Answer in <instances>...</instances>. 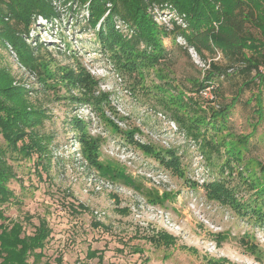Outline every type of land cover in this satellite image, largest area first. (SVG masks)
<instances>
[{"label":"rangeland","instance_id":"374dc122","mask_svg":"<svg viewBox=\"0 0 264 264\" xmlns=\"http://www.w3.org/2000/svg\"><path fill=\"white\" fill-rule=\"evenodd\" d=\"M86 14L81 8L51 23L38 18L30 26L28 41L40 42L38 62L51 70L81 65L89 71L98 83L95 94H108L100 107L71 101L68 96L78 94L77 89L69 93L58 82L44 89L37 74L19 64L7 44L0 45V67L28 90L37 89L27 96L32 105L48 112L38 131L50 135L49 161L44 160L43 169L35 163V154L7 149L0 135L4 159L15 173L7 184L13 196L0 204L4 223L19 221L30 234L45 220L51 232L39 264H58V258L62 264H264V223L211 199L204 187L206 182L223 180L237 200L252 196L246 180L264 161V81L255 79L243 86L237 97L242 83L252 76H241L237 64L228 71L231 76L220 79L215 92L210 89L203 95L206 87L193 91V81L203 77L206 63L203 66L191 48L188 53L179 49L182 38L171 37L162 38L169 49L168 61L156 66L167 77L160 79L155 68H144L141 78L133 77L118 71L104 55L94 29L87 27ZM153 14L170 29L166 9H154ZM115 27L127 32L123 26ZM255 46L261 50V45ZM253 50L246 48L245 53ZM214 60L225 62L221 54ZM167 79L170 82H164ZM155 84L172 94L185 90L209 117L237 97L224 127L201 126L202 139L213 140L214 148L187 135L174 121L158 99L166 92ZM256 96L261 98V115L254 111ZM73 117L82 119L87 135L98 142L97 164L86 159L79 131L69 121ZM143 144L161 154L174 149L181 174L162 165ZM161 229L175 236L173 244L146 238ZM88 250L101 253L102 259L87 257Z\"/></svg>","mask_w":264,"mask_h":264},{"label":"trees","instance_id":"16d2710c","mask_svg":"<svg viewBox=\"0 0 264 264\" xmlns=\"http://www.w3.org/2000/svg\"><path fill=\"white\" fill-rule=\"evenodd\" d=\"M57 1L58 4L53 0H0V45L5 47L7 44L16 54L19 64L37 74L38 82L46 87L44 89L49 88L51 84L55 87L56 82L69 93H72V89H77L78 94L68 96L71 101L100 107L102 102L107 101L108 94H95L97 80L81 65L75 68L59 66L51 70L46 64L38 62L35 53L41 44L36 40H33V44L28 39L30 26L38 18L51 23L54 19H62L65 13L75 15L81 8L86 9L85 22L88 28L94 29L104 55L111 59L118 71H124L133 77L138 75L141 78L144 68H155L159 78L165 79L167 76L156 67L169 59V49L163 45L162 38L180 37L184 44L183 48L181 46L179 49L188 53L187 50L191 48L203 66L206 63V68L201 69L203 77L193 81V86L196 87L193 91L199 92L201 88L209 87L215 92L220 79L231 76L228 71H234L233 65L237 64V72L241 76L252 74L242 83L237 97L243 86H248L255 79H258V83L264 81V0ZM154 9H166L171 14L168 20L170 29L165 23L154 19ZM115 26H123L127 32L119 31ZM256 44L261 45L260 51ZM249 47H253L256 52L246 54L245 49ZM217 54L222 55L225 60L223 64L214 60ZM206 55L208 58H205ZM166 81L170 82L169 79L164 80ZM155 88L166 92L165 97L158 99L172 112L174 121L184 127L187 135L193 139L200 138V143L204 141L201 126L209 124L215 129L224 127L228 112L237 101L235 96L221 108L212 110L209 117L198 104L194 105L196 102L194 103L190 96H185V90L178 89L176 94H172L164 85L155 84ZM36 90H28L23 83H17L5 68L0 67V135L6 142L7 149L16 150L25 156L35 154V163L40 164L43 169L44 160L49 161L47 144L50 135H42L38 127L48 117V112L29 101L28 92ZM255 99V114L261 115V98L256 96ZM188 109H191V112ZM69 121L79 131L78 138L86 159L97 164L98 142L87 135L82 119L73 117ZM113 126L119 129L115 124ZM204 143L214 148L213 140H206ZM141 146L145 151L152 153L162 165L180 172L179 158L174 149L161 154L160 151L153 152L147 144ZM4 155L5 150L0 147V204L13 196L7 184L15 177ZM225 165L231 168L229 160ZM258 166L259 171L251 174L246 180L253 189L252 196L248 199L237 200L234 190L223 180L206 182V194L221 204H228L241 214L251 213L255 221L264 223V161L259 162ZM5 218L0 209V264H39L43 255L42 249L51 232L45 220L41 219L33 232L26 234L21 222L5 224ZM96 225L102 223L97 222ZM146 238L166 246L175 242V236L163 229ZM86 256H97L99 261L102 259V254L97 255L96 250H88ZM57 261L62 264L60 258Z\"/></svg>","mask_w":264,"mask_h":264},{"label":"built area","instance_id":"2783aa9c","mask_svg":"<svg viewBox=\"0 0 264 264\" xmlns=\"http://www.w3.org/2000/svg\"><path fill=\"white\" fill-rule=\"evenodd\" d=\"M156 10H157V9H156ZM168 15H171V14L168 13ZM169 17H170V16H169ZM179 38H180V37H179ZM263 69H264V67H263ZM209 90H210L209 87H206L204 90H202V94L205 95V96H207V95L209 94Z\"/></svg>","mask_w":264,"mask_h":264}]
</instances>
